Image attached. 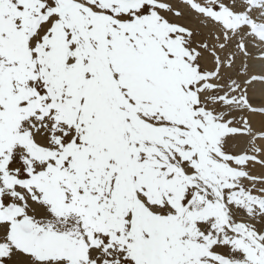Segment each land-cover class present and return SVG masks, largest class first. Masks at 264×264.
<instances>
[{"label":"snow or ice","instance_id":"6c2138e0","mask_svg":"<svg viewBox=\"0 0 264 264\" xmlns=\"http://www.w3.org/2000/svg\"><path fill=\"white\" fill-rule=\"evenodd\" d=\"M0 264H264V0H0Z\"/></svg>","mask_w":264,"mask_h":264}]
</instances>
